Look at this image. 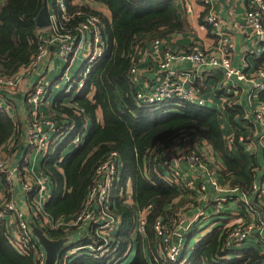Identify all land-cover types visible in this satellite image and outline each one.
Wrapping results in <instances>:
<instances>
[{
	"label": "trees",
	"instance_id": "16d2710c",
	"mask_svg": "<svg viewBox=\"0 0 264 264\" xmlns=\"http://www.w3.org/2000/svg\"><path fill=\"white\" fill-rule=\"evenodd\" d=\"M93 1L103 3L110 18L87 6L68 5V11L81 10L82 17L99 14L105 23L104 39L108 47L103 58L87 73L79 90L69 94L68 101L62 94L53 102L51 120L55 122L56 130L51 133L40 164L51 192L42 209L55 222L80 212L89 187L94 184L97 166L114 152L120 160V174L111 189L109 206L112 214L121 219L120 230L115 235L117 250L111 256L99 258L79 253L72 256L68 264H162L155 254L159 238L153 231L154 220L161 217L164 223L171 225L179 213L175 210L181 209L177 204L172 206L173 200L186 194L163 182L153 170L164 147L182 131H193L215 151L220 162L219 174L228 185L246 189L255 177L252 170L256 167L257 156L261 161L264 157V145L256 153H247L238 141L243 132L239 130L234 136V150L229 151L220 113L210 106L189 103H182L178 108L138 106L137 86L132 83L129 72L140 48L150 39H166L190 29L188 22L179 18L175 0ZM205 7L206 13L208 6ZM42 9L47 10V0H0L1 75L11 77L18 73L38 50L35 18ZM81 20L75 16L71 21L78 25ZM199 21L203 22L201 17ZM263 60L264 54L254 58V68H259ZM257 97L264 103V91ZM2 102L5 105L0 107V147L12 138L17 141L24 129L20 126L21 118L15 114L16 106H11L10 99L3 98ZM23 105L31 111L27 92ZM225 108L227 112L223 117L227 124L239 125L244 113L242 106L225 104ZM0 181L5 187V195L0 199L1 208L15 198V188L7 184L3 174H0ZM33 189L29 198L36 192L37 184ZM148 203L152 205L146 214L144 231L135 232V209ZM7 219L0 220V264H41L39 247L34 246L24 254L13 248L8 230L14 223L7 224ZM45 232L50 238L64 241L71 233L75 237L83 234L77 226L45 229ZM194 233L190 232L188 238ZM224 238L221 228H213L197 237L189 264H256L264 258V243L258 241V236L245 240L247 243L242 248L234 250H225ZM257 246L263 250L259 251ZM187 249L186 246V254ZM225 254L229 257H223Z\"/></svg>",
	"mask_w": 264,
	"mask_h": 264
},
{
	"label": "built area",
	"instance_id": "2783aa9c",
	"mask_svg": "<svg viewBox=\"0 0 264 264\" xmlns=\"http://www.w3.org/2000/svg\"><path fill=\"white\" fill-rule=\"evenodd\" d=\"M197 1L203 6L211 4V0ZM68 5L87 6L95 11L86 0H54L52 8L49 4V25L38 28L36 32L38 50L24 68V73L36 74L34 84L27 91L32 114L27 126L29 127L27 143L43 154L46 152L51 134L44 133L41 129L42 122L36 113L50 85V81L45 78L46 58L50 51L53 50L56 57L65 64L72 61L78 50L84 51L78 73L85 68L80 78L70 80L71 76L65 74L62 76L68 79L63 90L69 93L74 91V86L83 85L85 73L89 72L90 66L103 58L108 47V42L104 39L105 23L100 15L91 13L82 17L81 10L69 12ZM245 6L244 23L251 29L255 39L252 47L245 50V58H242L238 65L233 64L229 57L233 51V42L228 33L222 30L221 19L215 12H208L204 17L205 24L213 35L219 37V43L214 50L208 52L199 44L193 43L187 49L176 52L164 48L162 39L153 38L147 53L153 56L154 76L152 78L142 76L136 57L135 65L130 68L129 77L137 86L135 97L140 107L178 108L182 103L204 107L210 106L209 103H213L214 98H217L221 103L218 110L221 116L223 112H227L225 104L241 105L244 111L242 122L240 121L239 125L227 124L224 140L228 150H234V136L242 130L238 136L239 143L244 148L250 147V153H255L256 149L264 145V103L257 97L259 92L264 91V60L259 68L253 66L254 72L249 73L247 69L250 63L246 55H251L254 59L264 54V0H245ZM186 10L190 12L191 6L187 5ZM97 11L103 15L101 11ZM75 16L82 18L78 25L72 24L71 20ZM184 63H189V66L179 67ZM199 68L218 72L220 81L212 90L201 91L196 84ZM19 73L11 77L0 74V87L12 91L21 79ZM2 101L3 98L0 96V107L5 105ZM45 123L49 131L56 130L53 120L49 119ZM219 166L215 151L205 139L191 130H184L175 136L155 160L153 170L161 176L163 182L186 193L182 197L187 200L182 204V206L185 204L181 208L184 211L181 214L177 213L171 227H168L161 217L154 220L152 227L159 238L157 249L159 250V245L162 246L157 255L162 264H189L185 251L190 239L188 234L192 229L198 230L200 219L208 216L206 211L208 208L213 210L209 216L227 214V218L219 222L220 225L212 227L215 221L210 224V229L221 228L225 235V250L242 248L245 240L257 236L258 241L264 243V157L246 189L229 186L227 180L220 176ZM119 169V157L112 152L97 166L94 184L89 187L81 211L55 222L42 209L51 192L47 175L40 170L34 181H29L23 167L19 165L10 168L7 163L0 161V174L5 176L9 186L13 187L18 180L21 190L27 195L34 190L33 185L37 184L33 196L31 198L26 196L22 201L28 207L29 218L18 206L16 197L5 202L0 208V220L8 218L7 224L14 223L8 230L13 248L24 254L34 246L39 247L40 263L44 264L45 252L30 227V223L33 222L44 232L45 229H69L76 226L83 232L79 237L71 233L72 235L65 239L58 251L55 264H68L72 256L84 252L96 258L111 256L117 250L115 235L121 225V219L112 214L109 206L111 189L119 179ZM128 201L133 204L130 197ZM151 205L148 203L141 209L139 207L135 209V232L144 231L146 214ZM223 209L227 211L224 212ZM223 257L229 256L225 254ZM256 264H264V258Z\"/></svg>",
	"mask_w": 264,
	"mask_h": 264
},
{
	"label": "crops",
	"instance_id": "0c3cea01",
	"mask_svg": "<svg viewBox=\"0 0 264 264\" xmlns=\"http://www.w3.org/2000/svg\"><path fill=\"white\" fill-rule=\"evenodd\" d=\"M86 1L92 5L95 10L97 9L101 11L104 16L110 18V12L103 3L95 2L93 0ZM175 2L178 5L179 18L185 19L188 22L190 29L183 33L173 34L168 36L166 39H162L164 41V48L179 52L187 49L193 43H197L205 51L209 52L214 50L219 43V37L213 35L212 31H209V28L205 26L206 24L204 23V17L208 12H215L222 21V30L228 33L229 38L233 42V51H231L229 55L231 62L238 65L242 58H245V50L252 47L253 41L255 39V35L251 29L248 28L244 23L243 14L246 8L245 0H211V4L208 5V10L206 13V7L197 0H175ZM187 5H190L192 8L190 12L186 10ZM200 17L203 22L199 21ZM151 40L152 39H150L142 48H140L137 55L138 67L141 69L140 72L145 78H152L154 76L153 68L155 67V63L152 60L153 56H151V53H147L150 44L152 43ZM83 57L84 51L81 49L76 52L69 64H65L64 61L57 58L53 50H51L47 56V63L45 65V78L50 81V85L48 86L46 97L38 106V111L36 113L38 116L37 118L40 120V122H42L40 127L44 133H48L49 135L52 133L47 128L45 121L51 119V116L53 115L54 100L62 94H66L67 97L64 99L66 101L71 98V95L69 96L70 92L66 93L64 90L58 91V89L61 87V81H65L66 84L68 80L66 77L62 76L64 74L69 77L71 76L70 80L76 78ZM246 59L250 63V67H248L247 71L249 73L254 72L253 66L255 67V64L253 63V58H251V55H246ZM77 66V71L74 75H72L74 68ZM188 66L189 63H184L179 67L186 68ZM24 68L25 66L21 67L19 70L21 79L19 80L17 86L12 91H8L7 95L2 96V92H4L5 89L0 87L1 98L10 99L11 106H16L17 109H14L15 114L18 118H21L20 126L24 128L19 134V139L17 141L12 138L2 147H0V158H5V160H8L7 165L10 168H16L19 165H22L24 171L26 172L27 179L29 181H34L33 179L37 177V174L40 171V164L44 158V154L39 152L37 149H34V146L27 143L24 137L26 127L29 124L32 114L31 111L28 110L24 105L22 106V101L24 100V95L26 92L30 87H32L36 80V74H26L24 73ZM58 74L60 75L57 76ZM198 76L199 77L196 84L201 91L207 92L212 90L213 87L216 86L217 82L220 81V76L217 71H210L207 69L202 70L199 68ZM57 92H59L58 95ZM209 105L217 110H220L221 103L219 99L214 98L213 103H209ZM21 137H23V139H21ZM260 161V156H257V163L254 169H257V167L260 165ZM220 180H222V178H220ZM13 188H15V197L17 198L18 206L27 214L28 217V207L22 202L26 196L28 197V194L26 195L25 192L21 190L18 180ZM4 195L5 187L0 181V199ZM186 201L187 200L183 199L181 202L183 204ZM206 211L208 216L213 212V210H210V208L206 209ZM223 211L225 212L227 210L223 209ZM196 231L199 232V236H202L210 231V227H205ZM257 248L259 251L263 250L261 246H257Z\"/></svg>",
	"mask_w": 264,
	"mask_h": 264
},
{
	"label": "rangeland",
	"instance_id": "374dc122",
	"mask_svg": "<svg viewBox=\"0 0 264 264\" xmlns=\"http://www.w3.org/2000/svg\"><path fill=\"white\" fill-rule=\"evenodd\" d=\"M52 3H53V0H47V7H48V5L50 4V6H51V8H52ZM137 59H138V57H137ZM96 64V63H95ZM93 66V65H92ZM92 66H90L91 68H92ZM89 67V68H90ZM85 67H83V69H84ZM90 68V69H91ZM77 69H78V66L77 67H75L74 68V71H73V74L72 75H74L75 74V72L77 71ZM83 69L80 71V74L83 72ZM87 73L88 72H86L85 73V75H84V78L87 76ZM80 74L78 73L77 74V77H78V79L80 78ZM60 74H58L57 76H59ZM74 80V79H73ZM77 80V79H76ZM64 86H65V81H61V87L58 89V91H61V90H63V88H64ZM5 90H4V92H2V96H5V95H7V92H8V88H4ZM58 93L59 92H57V95H58ZM219 118H220V121H221V127L223 128V131L224 132H227V122H226V119L223 117V115H221V116H219ZM28 131H29V127H26V131H25V141L27 140V137H29V133H28ZM181 144V143H180ZM189 146V145H188ZM245 150H246V152L248 153L249 151H250V147H246L245 148ZM260 150V149H259ZM258 151V149H256V151H255V153ZM0 161H2V162H4L5 164L6 163H8V160H5V158H0ZM252 166H254V165H252ZM256 170L257 169H254V170H252V173H254V172H256ZM250 175H251V171H250ZM183 199H184V197H182ZM181 200V198H179V197H177V198H175L174 200H173V205L172 206H176V204L178 205V207H180V208H182V207H184L185 206V204L182 206V202H178V201H180ZM171 206V205H170ZM258 206H259V203H258ZM179 211V214H181V212L182 211H184V209L183 210H175V212H178ZM169 215V214H168ZM227 218V214H220V215H212V216H207V218H202V219H200V222H199V228H198V230H201V229H203V228H207V227H210V224L212 223V222H214L213 223V225H212V227H216V226H218V225H220V221H222V220H224V219H226ZM168 227H171V225H168V224H166ZM165 229H168L167 227H164ZM213 229H210V231H212ZM154 231V230H153ZM192 231H194L195 233L194 234H192L191 236H190V239H189V241H188V244H187V254H186V257L187 258H189L190 256H191V254L193 253V251H194V245H195V243H196V238L199 236V232L198 231H196V230H194V229H192L191 230V232ZM209 231V232H210ZM190 234V233H189ZM247 242H245V243H243V245H245ZM40 247H41V245H40ZM161 248H162V246L161 245H159V250H161ZM41 249H43L42 247H41ZM158 249H156L155 250V254L156 253H158V251H159ZM43 251H44V249H43ZM45 252V251H44ZM163 262V261H162Z\"/></svg>",
	"mask_w": 264,
	"mask_h": 264
},
{
	"label": "water",
	"instance_id": "95a60500",
	"mask_svg": "<svg viewBox=\"0 0 264 264\" xmlns=\"http://www.w3.org/2000/svg\"><path fill=\"white\" fill-rule=\"evenodd\" d=\"M35 23L38 28H44L49 25V16L46 9H42L35 18ZM31 230L45 251V262L44 264H55L57 259L58 251L62 247L64 240L62 238L52 239L48 237L44 231L37 227L33 222L30 223Z\"/></svg>",
	"mask_w": 264,
	"mask_h": 264
},
{
	"label": "clouds",
	"instance_id": "9594fccd",
	"mask_svg": "<svg viewBox=\"0 0 264 264\" xmlns=\"http://www.w3.org/2000/svg\"><path fill=\"white\" fill-rule=\"evenodd\" d=\"M47 11H48V7H47ZM48 14H49V13H48ZM89 71H90V70H89ZM85 78H86V77H85ZM85 78H84V79H85ZM79 88H80V87L74 86V91L70 92L69 94H72V95L75 94V93L77 92V90H79ZM63 93H64V92H63ZM65 95H66V94H65ZM47 200H48V199H47ZM44 233H45V232H44ZM52 239H54V238H52Z\"/></svg>",
	"mask_w": 264,
	"mask_h": 264
}]
</instances>
